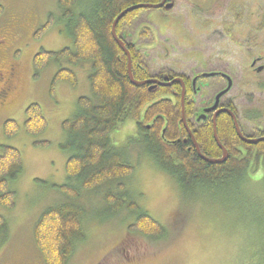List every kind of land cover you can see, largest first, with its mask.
<instances>
[{"label":"rangeland","instance_id":"1","mask_svg":"<svg viewBox=\"0 0 264 264\" xmlns=\"http://www.w3.org/2000/svg\"><path fill=\"white\" fill-rule=\"evenodd\" d=\"M5 2L11 5L10 0ZM11 9L17 10L22 20V24H15L19 28L17 39L27 47L20 64L21 80L16 94L8 107H0V152L3 146L17 149L22 169L11 183L15 193L13 209L0 206V216L8 223L7 234L0 233V264H43L34 246L32 229L47 207L67 200L52 187L69 183L64 169L69 154L61 147L67 142V135L61 124L76 112L77 99L90 95L88 67L71 68L77 86L72 88L57 81L51 96L58 67L50 63L33 79L30 63L38 49L55 52L71 46L63 23L58 21L56 0H16ZM236 12L241 14L239 24H236ZM49 14L54 16V25L42 39L35 41L34 33ZM262 16L264 0H174L171 10L143 11L132 28L140 32L149 28L152 38L169 48L166 60L155 57L158 50L150 53L145 63L151 74L160 67L190 74V70L210 58L209 69L221 70L234 80L230 97L236 95L239 122L249 110H263L264 73L255 74L250 67L253 59L261 57L256 45L264 43V30L255 33L253 28ZM150 41L148 37L141 43L148 46ZM31 103L38 104L47 119L46 129L36 136L27 135L23 126L24 110ZM6 120L19 125L9 138L2 131ZM255 128L263 131L264 119ZM131 130V125L126 126L121 136H128ZM249 130L247 134H251ZM132 158L136 167L129 182L133 188L130 194L144 212L166 229L167 239L154 241L139 234H127L133 216L127 217L122 212L106 219L104 191L82 193L77 202L85 212L82 219L85 240L77 244L68 264H243L244 256L253 260L252 244L260 247L264 235V225H259L264 223V204L248 207L238 193L235 199L234 192L226 197H188L186 202L175 182L152 162L144 161L145 157L137 155L135 150ZM246 189L254 195L257 189L260 194L264 192L263 186L251 183ZM242 243L248 251L242 248Z\"/></svg>","mask_w":264,"mask_h":264},{"label":"trees","instance_id":"2","mask_svg":"<svg viewBox=\"0 0 264 264\" xmlns=\"http://www.w3.org/2000/svg\"><path fill=\"white\" fill-rule=\"evenodd\" d=\"M160 1L56 0L58 21L63 23L71 46L55 52L38 49L31 59V77L37 79L50 63L56 65L58 69L50 88L52 96L57 81L75 88L77 79L74 68L87 65L90 95L79 97L76 112L61 124V130L67 135V142L61 147L69 154L64 168L69 183L52 187L67 200L47 207L33 225L34 246L43 264H68L77 244L84 242L82 219L85 212L77 202L82 193L104 191L106 219L122 212H126L127 217L133 216L127 234H139L154 241L167 239L166 229L144 212L136 197L130 194L133 188L129 182L136 167L132 158L134 150L137 155L145 157L144 161L152 162L175 182L186 202L188 197H226L234 192L235 199L238 193L241 202L248 207L264 204V192L260 194L257 189L254 195L246 189L250 183L264 187V141L257 145L243 143L235 133L233 121L227 115H222L216 122V132L220 143L228 151V159L219 164L207 163L193 149L187 151L191 144L189 141L183 143L184 130L181 135L178 132V123L181 126L180 97L172 101L166 88H158L151 93L148 91L150 85L135 87L130 83L127 59L111 36V25L121 12L130 7L154 5ZM145 10L149 9L125 14L116 25V35L120 38L126 28L131 33L136 20ZM240 19L241 14L236 12V24L241 23ZM54 23V16L49 14L45 22L38 26L33 39H42ZM261 30H264V16L253 28L255 33ZM141 32L145 36L151 33L149 29ZM257 46L259 55L263 57L264 43L257 42ZM127 50L133 79L143 81L151 77L141 51L135 45H127ZM64 63L67 65L62 66ZM24 115L23 126L27 135L36 136L46 129L47 119L38 104H29ZM263 119L264 105L262 111L246 112L242 121L238 122L243 136H264V130L255 128ZM128 125L132 126V130L128 136L125 134L122 137L121 131ZM18 128L14 120H6L2 126L3 135L9 138ZM247 128L251 134L246 133ZM193 137L202 155L209 159L221 156L211 126L194 132ZM21 169L20 152L3 146L0 152V206L6 210L14 207L15 193L11 183L18 178ZM259 225L263 226L264 223ZM7 230L8 223L0 216V233L5 235ZM242 248L248 251L243 243ZM251 256L253 260L244 256L243 264H264V235L260 239V247L252 244Z\"/></svg>","mask_w":264,"mask_h":264},{"label":"flooded vegetation","instance_id":"3","mask_svg":"<svg viewBox=\"0 0 264 264\" xmlns=\"http://www.w3.org/2000/svg\"><path fill=\"white\" fill-rule=\"evenodd\" d=\"M15 1L16 0H10L11 5L8 6L5 0H0V107L1 108L8 107L11 103L12 96L16 94L18 87L17 84L21 80L22 68L20 67V64L22 57L25 55V50L27 47V44L22 45L20 44V41L17 39V35H18L17 33L19 28H17L15 24L16 22L17 23L20 22L22 24V20L18 15L17 10L13 11L11 9L13 2ZM165 3L174 4V0H166ZM160 10H166V9L160 8ZM3 17L5 18L2 19ZM142 29H149V28H142ZM125 30H126L125 33L121 34L120 38L119 37L118 38L123 42L126 49H127V45L130 46L135 45V48L141 51L142 59L145 61L149 58L150 53L153 50H158L159 54L158 56L157 54H155V57L157 59H160V61L168 59L170 55L169 48H167L162 44H159L157 41L158 39H153L152 32L145 36L142 35V32L135 30V28H133V31L131 33L128 28H126ZM21 33H23L22 28H21ZM146 37L151 38V41L148 46H145L143 45V43H141L143 39L144 40L147 39ZM154 52H152V54H154ZM256 60L257 62L252 67L253 71L261 66L263 67V71H261L259 74L264 73V59L258 58ZM210 62L211 59L207 58L206 61H202V63L199 66L190 70V74L177 72L176 70H173L168 67H160L157 71H155L154 74H151V77L147 79V80H156L160 83L162 82L171 83L174 81L168 87H158V88L168 89L169 92L168 97L171 98L172 101H175L178 97L181 98V94L183 93V101H186L185 103L186 106L188 107V109L186 108L187 113H185V108H184V119L192 136L194 132L200 131L202 129L206 130L209 126H211L213 131L212 123L214 118H215V122H217L218 118H220L222 115H227L231 119V117L227 114V111L233 113V115L236 118V95L230 97V93L234 89V85H235L234 80L227 73L221 70H217L216 68L209 69L211 65ZM218 64L220 65L219 61ZM30 71L32 75V70L30 69ZM229 81L231 82V85L228 91L219 98L216 106L213 108L216 96L227 88ZM200 98H202V100H200ZM180 122H181V126L180 123H178L179 126L178 132L180 135L182 134V130H184L185 132V136L182 139V141L184 144H186L187 141H189V144H191L189 147H187V151L193 149L196 153V150L192 144L190 136L188 135L183 125L182 120ZM245 137L251 138L247 135ZM178 140L180 139L178 138ZM221 156H222V152H221ZM221 156L219 158H221Z\"/></svg>","mask_w":264,"mask_h":264},{"label":"water","instance_id":"4","mask_svg":"<svg viewBox=\"0 0 264 264\" xmlns=\"http://www.w3.org/2000/svg\"><path fill=\"white\" fill-rule=\"evenodd\" d=\"M166 0H161L160 3L158 4H155V5H150V4H140V5H137V6H133V7H130L126 10H124L123 12H121L113 21L112 25H111V36L112 38L114 39V41L116 42V44L119 46L120 50L125 54L126 56V59H127V64H126V68H127V75H128V79L130 81V83L135 86V87H141V86H144V85H150L148 91L151 92V93H154L158 87H168L170 86L173 82L171 83H166V82H158L156 80H146V81H136L133 79L132 77V74H131V60H130V54L128 52V50L125 48L123 42L117 37L116 35V25L118 23V21L127 13L133 11V10H138V9H160V8H165L166 10H170L172 7H173V4L172 3H168L166 4L165 3ZM257 62V60H253L250 67H253L255 65V63ZM263 70V67H258L256 68L254 71L255 73H260L261 71ZM231 85V82L229 81L228 83V86L227 88L222 91L221 93H219L216 98H215V103H214V106L213 108L216 106L219 98L228 91L229 87ZM180 105H181V120L183 122V125L188 133V135L190 136V139L192 141V144L196 150V153L198 155V157L200 159H202L203 161L207 162V163H210V164H219V163H223L225 162L227 159H228V152L227 150L223 147V145L220 143L218 137H217V132H216V122H215V118L213 119V138L216 142V145L218 146V148L221 150L222 152V156L221 158L219 159H209L207 157H205L204 155H202V153L200 152L199 148H198V145L194 139V137L192 136L190 130L188 129L187 125H186V122H185V119H184V102H183V93L181 94V102H180ZM212 108V109H213ZM226 112V111H224ZM227 114L231 117L232 121H233V126H234V130H235V133L238 137L239 140H241L243 143L247 144V145H257L258 143L260 142H263L264 141V137H261V138H255V139H252V138H246L244 137L241 132H240V129L238 127V123H237V120L235 118V116L233 115V113L227 111Z\"/></svg>","mask_w":264,"mask_h":264},{"label":"bare ground","instance_id":"5","mask_svg":"<svg viewBox=\"0 0 264 264\" xmlns=\"http://www.w3.org/2000/svg\"><path fill=\"white\" fill-rule=\"evenodd\" d=\"M258 58H260V57H258ZM258 58H256V59H258ZM238 127H239V129H240L239 123H238Z\"/></svg>","mask_w":264,"mask_h":264}]
</instances>
